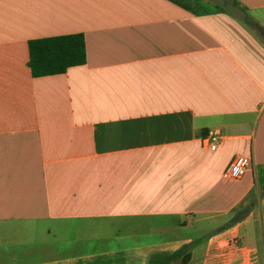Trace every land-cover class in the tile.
I'll list each match as a JSON object with an SVG mask.
<instances>
[{"label":"crops","instance_id":"obj_1","mask_svg":"<svg viewBox=\"0 0 264 264\" xmlns=\"http://www.w3.org/2000/svg\"><path fill=\"white\" fill-rule=\"evenodd\" d=\"M194 1L0 0V264H148L200 237L196 264H264V235L196 226L250 207L264 227V34ZM237 1L264 28V0ZM78 33L84 65L32 76L29 41ZM236 156L256 171L225 180Z\"/></svg>","mask_w":264,"mask_h":264},{"label":"trees","instance_id":"obj_2","mask_svg":"<svg viewBox=\"0 0 264 264\" xmlns=\"http://www.w3.org/2000/svg\"><path fill=\"white\" fill-rule=\"evenodd\" d=\"M170 1L191 11L205 8L204 5L198 4L194 0ZM222 1V3L215 5V9L223 12H231L232 10L240 12L243 14L242 20L246 25L264 34V28L249 17L247 8L243 7L239 1ZM28 46L29 66L31 74L35 78L63 74L70 67L81 66L86 63V42L81 33L35 39L29 41ZM206 238H197L174 252L155 253L149 258L148 264H172L177 261H180V264H188L191 260L192 250L203 243Z\"/></svg>","mask_w":264,"mask_h":264},{"label":"rangeland","instance_id":"obj_3","mask_svg":"<svg viewBox=\"0 0 264 264\" xmlns=\"http://www.w3.org/2000/svg\"><path fill=\"white\" fill-rule=\"evenodd\" d=\"M210 1L213 2V4H220L223 2L222 0H210ZM239 16L243 17V14ZM261 181L262 182L264 181L263 177H261ZM260 193L261 195L264 193V182L260 186ZM233 218L234 216L231 218L227 217V218L211 219L202 224H197L196 226L198 227V229H201L206 234H210V233L216 232L221 227L228 225ZM237 224H240V229H239L240 235L247 237V239L250 242H255L258 238L264 235L263 222H260L259 220L255 221L250 213L247 214L244 218H242L240 221H238L234 225H237ZM184 233L185 235L189 237H193V238L199 236L198 234L199 232L196 229H194V227L184 230ZM204 249H205V245L202 243L194 250V256L196 259V261L194 262L195 264L198 263L199 260H201L202 254L204 253ZM35 257H36V254L32 257H29V259H34ZM8 259L9 258H6L4 261L7 262ZM17 259L19 261H22L25 258H17Z\"/></svg>","mask_w":264,"mask_h":264},{"label":"built area","instance_id":"obj_4","mask_svg":"<svg viewBox=\"0 0 264 264\" xmlns=\"http://www.w3.org/2000/svg\"><path fill=\"white\" fill-rule=\"evenodd\" d=\"M221 136L217 131H209L203 136V145L211 150H216ZM255 163L252 158L246 156H236L224 172V178L228 181L243 180L250 172L256 171Z\"/></svg>","mask_w":264,"mask_h":264},{"label":"water","instance_id":"obj_5","mask_svg":"<svg viewBox=\"0 0 264 264\" xmlns=\"http://www.w3.org/2000/svg\"><path fill=\"white\" fill-rule=\"evenodd\" d=\"M251 208L250 207H246L243 210L239 211L234 218L231 220V222L228 225H225L223 227H221V230H225L230 226H233L235 223H237L238 221H240L242 218H244L249 212H250Z\"/></svg>","mask_w":264,"mask_h":264}]
</instances>
